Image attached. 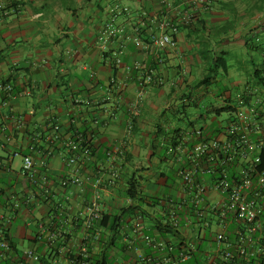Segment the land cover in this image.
<instances>
[{
  "label": "crops",
  "instance_id": "obj_1",
  "mask_svg": "<svg viewBox=\"0 0 264 264\" xmlns=\"http://www.w3.org/2000/svg\"><path fill=\"white\" fill-rule=\"evenodd\" d=\"M185 3L0 0V82L12 87L7 95L0 91V226L17 255L31 249L50 264L60 257L48 243L58 231L66 236L57 245L77 249L79 229L69 221L92 187L61 184L73 174L65 159L75 133L93 152L79 174L100 179L103 214L121 216L116 242L127 257L113 253V264H135L152 252L141 233L177 245L193 237L195 230L185 225L189 195L182 174L194 163L196 146L210 154L213 144L244 136L249 147L242 163L264 147V0H199L188 3L192 9ZM114 8L126 11L115 14ZM186 13L193 14L195 30L181 23ZM112 15L128 40L102 38ZM165 18L178 25L176 47L156 53L150 39L164 31ZM142 68L152 69L159 82H145ZM23 156L33 164L30 178L20 175ZM196 182L206 186L209 205L221 204L208 174L198 172ZM130 183L139 192L133 199L126 196ZM172 211L177 232L160 235L154 226L169 223ZM205 218L199 263L186 264H210L213 236L223 233L234 246L235 231L243 228L229 214L219 219L209 210Z\"/></svg>",
  "mask_w": 264,
  "mask_h": 264
},
{
  "label": "built area",
  "instance_id": "obj_2",
  "mask_svg": "<svg viewBox=\"0 0 264 264\" xmlns=\"http://www.w3.org/2000/svg\"><path fill=\"white\" fill-rule=\"evenodd\" d=\"M196 3L199 0H192ZM126 9L114 8L112 12L115 14ZM114 15L110 21L105 25L102 32V38H115L120 42L129 39V35H125L122 29L114 25ZM192 21V15L186 13L181 17L182 24H189ZM141 28V22H138L133 27L132 31L137 35ZM160 29H164L158 35L150 39V49L158 52L165 48L175 49L176 40L174 35L177 33L178 25L169 18H165L160 23ZM121 46V45H120ZM122 46L115 54L114 63L116 65L121 63V56L123 54ZM136 69H140V65L135 64ZM143 80L145 82H159L155 76L154 71L149 68H142ZM141 70V71H142ZM0 91L6 95L12 91V87L8 82H0ZM141 99V93H138L136 100L132 105V111L137 109L138 103ZM237 117L242 120L243 114L238 113ZM213 151L206 154V148L203 145L195 147L193 156L194 163L188 171L182 174V183L187 189L189 201L187 206V216L185 225L192 227L195 231L191 239H187L180 245L174 244L170 240L163 238H156L148 234H142L143 243L151 249L150 254L141 255L138 262L135 264H186L190 260L192 254L196 252V245L199 243L201 236V228H206L209 224L205 218L206 211H216L218 216L223 218L226 214L231 215L243 228L235 231L236 239L234 246L226 242V237L223 233H216L212 238L214 244V257L210 264H245L241 261H248L249 259L264 258V244L262 243V234L260 233L262 221L260 214L264 212V164L258 168L259 159L255 157L249 161L236 177V179L228 180L225 176L214 181L215 190L221 195L222 202L220 205H209L206 200V186L196 182L198 172L212 174L213 166L215 165L214 154L219 152L227 156V161L231 160L234 146L227 142L225 144L215 143L212 145ZM237 152L244 156L249 144L244 136L239 137L235 141ZM67 153L72 152V155L67 156L65 165L72 169V175L62 181V186H75L79 189L84 188L86 183L91 184V196L88 200H84L83 204L72 218L70 224L72 229H79V237L77 241V249L71 251L62 245H57L56 240L63 241L65 233L58 231L54 236L48 238V243L53 250L60 256L53 258L50 264H90V259L98 247L101 240L104 241L105 236L102 234V229L98 226L101 221L103 212L100 207V195L97 191L101 185L98 178L90 179L79 174V166L88 159L89 150L82 149L80 153L79 143L74 139H69L66 142ZM205 158L206 167H201V160ZM225 160V161H226ZM33 164L28 156L22 157V166L20 175L23 177L31 176ZM90 181V182H88ZM183 203V202H182ZM178 208H181V205ZM62 208L59 205L58 209ZM4 220L3 214L0 210V221ZM62 221V220H61ZM203 222V227L200 225ZM173 229L177 230L179 221L174 211L170 214V221L168 223ZM39 228L44 230V223H39ZM48 227L52 226L49 221ZM136 234L137 231H133ZM129 249L134 248L132 241H128ZM136 250V248H134ZM9 241L6 239V233L0 226V259L8 258L10 252ZM14 264H42L40 256L33 250L28 249L21 253L20 258L16 256ZM241 260V261H239Z\"/></svg>",
  "mask_w": 264,
  "mask_h": 264
},
{
  "label": "trees",
  "instance_id": "obj_3",
  "mask_svg": "<svg viewBox=\"0 0 264 264\" xmlns=\"http://www.w3.org/2000/svg\"><path fill=\"white\" fill-rule=\"evenodd\" d=\"M184 1H186L185 9H188V8L192 9L193 8L192 5L188 4L192 0H184ZM193 18L194 17L192 14V21L187 25L183 24V26L188 28V29L193 28L195 30L198 25H197V23H194ZM172 21H174V19ZM80 135L81 134L78 135L77 133H75L70 139H74L75 141H78L79 148L81 149L80 153H82V149H84V148L89 150L88 159H87V160H89L90 157L92 156V153H93L91 145H90L89 141L86 140V138H84L82 135L81 136ZM232 145L234 146V151H232V157H231L230 161H227L226 160L227 156H224L222 153L217 152L214 154L215 165L212 167L213 173L208 174L210 176L212 183H214V181H216L218 178H220L222 176H225L228 180L236 179V177L241 172L240 170L245 168V166L249 164V161L253 160L255 157H258V159H259L258 168H261L263 166V164H264V147H261L259 152L252 153L251 156L248 158V161L246 163H242V161L240 159L241 156L237 152V148L235 147V143H233ZM70 155H72V152L67 153V156H70ZM204 162H205V158H203L201 160V163H200L201 167H203V166L206 167L208 165ZM138 194H139V192H138V188H137L136 184L130 183L127 186L126 196L133 199ZM128 210H130V207L127 208V211ZM215 214H216V217L219 219H224L228 215V214H226L225 217L221 218L218 216V213L216 211H215ZM229 216L233 221H235L237 224H239V222H237L235 219H233L231 217V215H229ZM260 219L262 221V227H261L260 233L262 234V243L264 244V212H262L260 214ZM98 226L102 229V231H103L102 234L104 236L106 235L107 237H106V241L101 240L100 244H98V251H95L94 254L92 255V257L90 259V264H113V261H114L113 253H118V254L121 253V254H123V256L127 257L126 256L127 255L126 254L127 253L126 247L125 246L120 247L116 242L118 239L117 237L120 234L121 216L120 215L111 216V215L103 214L101 221L98 223ZM154 229H156L160 235H164V234H168V233L172 234V233L177 232L175 229H173L171 226H169L168 223H165L164 225H162L161 223L159 225H155ZM200 231H202V229ZM6 239H7V235H6ZM226 242H228L227 237H226ZM212 245L214 247V244H212ZM9 246H10V250H11L8 253L9 257L6 259H4V258L0 259V264H14V258L13 257L16 256L17 258H20V256L17 255L15 252V250H16L15 247L13 245H11L10 243H9ZM200 247H201V239H200L199 243L196 245V252H194L192 254V256H191L190 260H188V262L192 261L194 263H199L198 259L201 256V252H200L201 248ZM131 257H132V255L129 256V258H131ZM129 258H127V262L129 260ZM239 261H241V260H239ZM40 262L42 264H47V262L43 259L40 260ZM241 262H243L245 264H264V258H263V256H261L258 259H249L246 262L245 261H241Z\"/></svg>",
  "mask_w": 264,
  "mask_h": 264
}]
</instances>
